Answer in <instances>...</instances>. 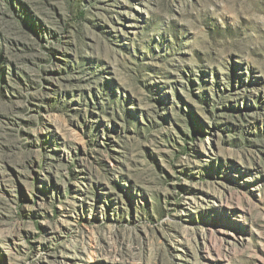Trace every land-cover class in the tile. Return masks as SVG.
Instances as JSON below:
<instances>
[{
  "label": "rangeland",
  "instance_id": "1",
  "mask_svg": "<svg viewBox=\"0 0 264 264\" xmlns=\"http://www.w3.org/2000/svg\"><path fill=\"white\" fill-rule=\"evenodd\" d=\"M0 264H264V0H0Z\"/></svg>",
  "mask_w": 264,
  "mask_h": 264
}]
</instances>
